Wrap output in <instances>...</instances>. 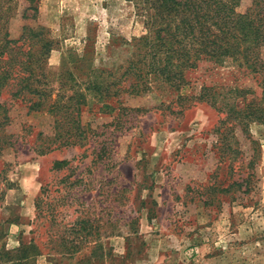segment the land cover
Returning <instances> with one entry per match:
<instances>
[{
    "label": "rangeland",
    "instance_id": "374dc122",
    "mask_svg": "<svg viewBox=\"0 0 264 264\" xmlns=\"http://www.w3.org/2000/svg\"><path fill=\"white\" fill-rule=\"evenodd\" d=\"M218 1L197 0L195 41L156 0H0V47L52 41L37 58L22 47L31 79L0 89V264H264V124L229 117L259 77L231 54L166 62L155 35L172 27L192 59L199 29L235 28L254 4ZM29 83L47 90L40 110Z\"/></svg>",
    "mask_w": 264,
    "mask_h": 264
},
{
    "label": "trees",
    "instance_id": "16d2710c",
    "mask_svg": "<svg viewBox=\"0 0 264 264\" xmlns=\"http://www.w3.org/2000/svg\"><path fill=\"white\" fill-rule=\"evenodd\" d=\"M156 2L160 8L169 10L175 14H184L181 21V24L185 26V32L183 34L184 36H182V40L190 37L195 39V41L199 40L196 36V31L194 29L196 25L193 24V21L198 26L203 25L202 19L205 18L206 15H203L201 2L197 3V0H156ZM218 2L219 11L226 10L227 6L231 4L228 0H219ZM261 5V2L258 3L257 0H254V4L249 11H247L245 15L239 16L240 19L235 28L230 29V27H227L226 24L229 23L227 18H221V22L215 18V20H212V25L215 22L216 26L219 27L217 32L209 33L207 32L208 30L199 29V33H201L204 37V42H201L202 47L200 50H195L192 54V59H185V56H190L189 51H187L186 54H182L179 51L176 43L181 45L182 41L176 39L178 38V34L177 31L176 34L171 32L172 27L166 26L168 27L167 29L164 28L157 31L155 34L159 41V45L166 48V52H163L167 60L166 62L171 61L173 58H177L182 61V65L187 64L189 66H195V61L197 59H216L219 57V53H223L226 56H229L230 54L234 55V59L238 60L241 65L248 67V69H252L256 76L259 77V86L262 88L261 96L249 100L248 104L244 103L243 107L234 106L233 110L231 109L229 114V117L233 116L237 119L242 118V120L240 119V125L243 129L247 127V124L250 122L264 124V63L260 61L258 55L259 48L264 43V18L260 15L263 12ZM210 14H216V11L211 8ZM237 28H239V30H237ZM178 29L179 28H177V30ZM163 31H165L164 35L161 34ZM42 35H34L33 37L35 38V42L31 40L27 45L26 40H23L24 38L21 37L18 41L7 40V33L5 34L3 44H1L2 47L0 48H3V52L9 51L11 57H8L7 54L8 58L5 61L6 64L9 65V68L7 70L4 69L1 73L0 89L6 84L8 78L10 77L9 75H11L12 72L16 74L15 78H18L17 75H23V83L25 80L29 81L31 79V63L22 60V58L19 57L21 52H18L22 47L26 46V52H24V54H27L26 56L31 55L33 58H37L40 54H38V52L43 49L48 50L49 45L52 42L51 40H48L47 37H42ZM210 38L212 40H210ZM233 40L235 41L236 46ZM221 41H225V43H221ZM18 42H21L22 44L18 48L15 47L17 48L16 51L14 48H11L10 45ZM159 58L161 60L163 57L160 56ZM27 73H30V75L26 76ZM137 87H139V84H132L128 91L137 95L140 92ZM22 89L29 90L31 94L33 93L35 94L34 96L37 95L39 98V100H34L35 98L27 99L23 97L25 102H30L29 110H40L42 105H44V93L47 92V90L35 87L30 83L23 87L20 86L19 90ZM117 92H120V90H117ZM18 93L21 92L18 91L15 95H18ZM7 111L8 109H6L4 105L0 104V158L2 152L9 146H12L9 141L11 134H9L4 127V121L5 118H7ZM77 112V114H79L78 108ZM55 122L57 125L59 124L58 120Z\"/></svg>",
    "mask_w": 264,
    "mask_h": 264
}]
</instances>
